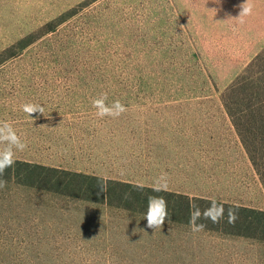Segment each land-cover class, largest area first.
Instances as JSON below:
<instances>
[{"label": "rangeland", "instance_id": "1", "mask_svg": "<svg viewBox=\"0 0 264 264\" xmlns=\"http://www.w3.org/2000/svg\"><path fill=\"white\" fill-rule=\"evenodd\" d=\"M263 48L264 0H0V122L27 145L0 178V264H264L263 241L193 231L183 210L152 231L119 199L164 175V197L264 209L222 102ZM104 94L127 111L98 117ZM73 174L91 199L53 185Z\"/></svg>", "mask_w": 264, "mask_h": 264}, {"label": "trees", "instance_id": "2", "mask_svg": "<svg viewBox=\"0 0 264 264\" xmlns=\"http://www.w3.org/2000/svg\"><path fill=\"white\" fill-rule=\"evenodd\" d=\"M222 102L248 153L252 165L264 184V48L251 59L245 69L225 88L222 93ZM73 175L76 179L58 176L54 180L53 185H55L56 189H59L58 191L67 192L70 195L86 196V198L88 197L87 199H91L89 193L93 189L90 181L83 174ZM90 180L99 182V185L102 182L104 183L100 178ZM93 183L95 184V182ZM105 184L106 190L104 192L99 191V186L96 189L103 199L106 196V191L113 186L111 184L109 186L108 183ZM142 191V188H138V190L126 193V191L124 192L121 189L119 199L129 202L130 207L136 206L137 209L146 212L148 197L162 196L167 201L168 213L172 212V216L175 217L177 211L183 210L188 220L195 213L194 207L196 206L197 208L199 207L201 213L200 218L196 221L205 225V229L264 242V209L216 202L223 205V218L218 223H213L211 219H205L203 216L204 211L211 208V200H193L182 194H173L174 198L171 199L164 197L167 195L165 191L157 192L149 189L147 194ZM152 191L158 193V195L151 194ZM195 201L199 202L200 205L197 206L199 204L197 202L194 205L193 202ZM204 203L206 204L204 205ZM230 209L238 217L234 223H229ZM215 212H218V210L212 209L210 215H216L217 213Z\"/></svg>", "mask_w": 264, "mask_h": 264}, {"label": "clouds", "instance_id": "3", "mask_svg": "<svg viewBox=\"0 0 264 264\" xmlns=\"http://www.w3.org/2000/svg\"><path fill=\"white\" fill-rule=\"evenodd\" d=\"M247 3V2H246ZM252 7L249 5L247 7H242V12L240 15H251ZM107 99L106 94L102 95L100 98L93 100V107L97 109L96 115L100 118L105 116H111L113 118L119 117L121 114L127 111L126 107L121 104L120 101H114L111 106L105 104ZM22 110L32 118L33 114L40 113L44 114V108L35 104H24ZM0 177H3L5 170L12 167L15 164V154L16 151H23L27 145L21 139V137L16 133L13 126L8 122H0ZM157 187L153 191H166L167 181L166 177L162 175L156 181ZM6 181L0 179V188L5 187ZM137 187H142V185H137ZM106 190V184L101 183L99 185V191L104 192ZM212 209H217L216 215H210ZM201 216L200 210L197 208L195 213L190 217L189 223L193 225V231L203 230L205 225L195 224V220L199 219ZM205 219H211L213 223H218L220 219L223 218V205L217 204L216 201H212L211 208L206 209L203 213ZM146 229H151L155 231L156 229L162 228L166 221L170 220L168 213L167 201L162 196H149L148 197V208L145 213ZM237 215L231 209L229 210V223H234L237 219Z\"/></svg>", "mask_w": 264, "mask_h": 264}]
</instances>
